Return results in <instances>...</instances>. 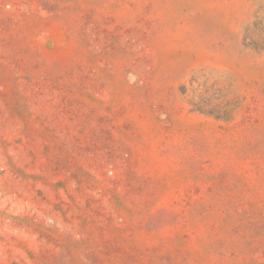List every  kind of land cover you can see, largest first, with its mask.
I'll return each mask as SVG.
<instances>
[{
  "label": "rangeland",
  "instance_id": "1",
  "mask_svg": "<svg viewBox=\"0 0 264 264\" xmlns=\"http://www.w3.org/2000/svg\"><path fill=\"white\" fill-rule=\"evenodd\" d=\"M0 264H264V0H0Z\"/></svg>",
  "mask_w": 264,
  "mask_h": 264
}]
</instances>
